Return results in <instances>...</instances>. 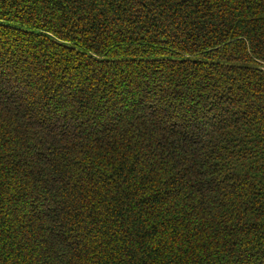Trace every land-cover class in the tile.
Wrapping results in <instances>:
<instances>
[{
    "label": "trees",
    "instance_id": "obj_1",
    "mask_svg": "<svg viewBox=\"0 0 264 264\" xmlns=\"http://www.w3.org/2000/svg\"><path fill=\"white\" fill-rule=\"evenodd\" d=\"M0 264H264V0H0Z\"/></svg>",
    "mask_w": 264,
    "mask_h": 264
}]
</instances>
